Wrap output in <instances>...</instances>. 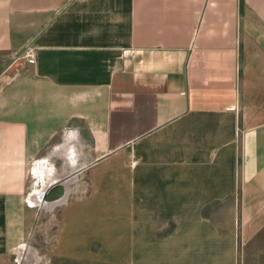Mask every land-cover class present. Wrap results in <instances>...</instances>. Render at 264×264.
<instances>
[{"label":"crops","instance_id":"1","mask_svg":"<svg viewBox=\"0 0 264 264\" xmlns=\"http://www.w3.org/2000/svg\"><path fill=\"white\" fill-rule=\"evenodd\" d=\"M0 264H264V0H0Z\"/></svg>","mask_w":264,"mask_h":264},{"label":"rangeland","instance_id":"2","mask_svg":"<svg viewBox=\"0 0 264 264\" xmlns=\"http://www.w3.org/2000/svg\"><path fill=\"white\" fill-rule=\"evenodd\" d=\"M51 174H54V176H56L57 172H51ZM64 174H68V173L64 172ZM33 190H34V188L32 190H30L29 193H32ZM28 198H32V199L36 200V196L34 194H32V196L29 195ZM40 210H41L40 215H42V217H41L42 219L40 220V223L44 222V221H51V224H53L56 220L55 216H56L57 212L59 211V207L54 208V211H52V212H48V211H46V209H42L41 207H40Z\"/></svg>","mask_w":264,"mask_h":264}]
</instances>
